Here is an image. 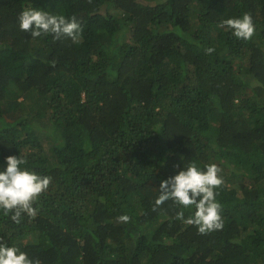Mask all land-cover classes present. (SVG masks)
Here are the masks:
<instances>
[{
	"label": "trees",
	"instance_id": "16d2710c",
	"mask_svg": "<svg viewBox=\"0 0 264 264\" xmlns=\"http://www.w3.org/2000/svg\"><path fill=\"white\" fill-rule=\"evenodd\" d=\"M26 6L81 39L21 31ZM246 12L251 40L218 26ZM8 156L52 177L34 219L0 209V240L40 264H264V0H0V171ZM190 161L222 169V230L152 210Z\"/></svg>",
	"mask_w": 264,
	"mask_h": 264
},
{
	"label": "clouds",
	"instance_id": "9594fccd",
	"mask_svg": "<svg viewBox=\"0 0 264 264\" xmlns=\"http://www.w3.org/2000/svg\"><path fill=\"white\" fill-rule=\"evenodd\" d=\"M18 23L20 30L29 32L33 38L52 34L56 40L62 36L70 38L74 43L81 39L82 27L74 16L68 19L64 15L26 6L18 16ZM218 26L231 30L235 38L244 41L251 40L255 34V24L251 14L247 12L240 18L222 20ZM214 51L213 47H208L205 54H212ZM50 64L55 67L56 61L52 60ZM6 164L7 167L0 171V209L5 216L11 213L10 219L16 224L21 223L22 215L34 219L38 214V208L34 205L48 190L52 177L42 176L22 167L27 164V160L21 156L6 157ZM221 172L222 169L215 163L205 165L202 170L195 162L190 161L177 174L160 182L159 195L152 210L156 211L166 201L172 200L182 206L175 218L195 226L199 234L206 235L222 230V205L216 198V189L224 184ZM185 208L194 209L187 219H184ZM118 220L128 223L130 217L124 214L119 216ZM0 264H40V261L30 259L27 253L18 247L8 246L0 240Z\"/></svg>",
	"mask_w": 264,
	"mask_h": 264
},
{
	"label": "rangeland",
	"instance_id": "374dc122",
	"mask_svg": "<svg viewBox=\"0 0 264 264\" xmlns=\"http://www.w3.org/2000/svg\"><path fill=\"white\" fill-rule=\"evenodd\" d=\"M112 47H115V46H112ZM112 47H111V48H112ZM111 48H110V49H111Z\"/></svg>",
	"mask_w": 264,
	"mask_h": 264
}]
</instances>
